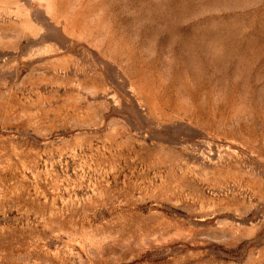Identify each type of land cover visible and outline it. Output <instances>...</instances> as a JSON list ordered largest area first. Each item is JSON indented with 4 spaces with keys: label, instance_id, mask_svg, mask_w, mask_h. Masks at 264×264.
<instances>
[{
    "label": "rangeland",
    "instance_id": "rangeland-1",
    "mask_svg": "<svg viewBox=\"0 0 264 264\" xmlns=\"http://www.w3.org/2000/svg\"><path fill=\"white\" fill-rule=\"evenodd\" d=\"M0 264H264V0H0Z\"/></svg>",
    "mask_w": 264,
    "mask_h": 264
}]
</instances>
